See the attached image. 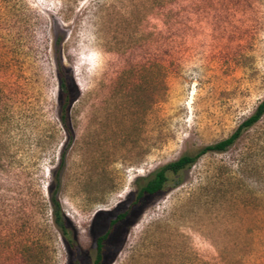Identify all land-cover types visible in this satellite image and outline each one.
Segmentation results:
<instances>
[{"label": "rangeland", "instance_id": "rangeland-1", "mask_svg": "<svg viewBox=\"0 0 264 264\" xmlns=\"http://www.w3.org/2000/svg\"><path fill=\"white\" fill-rule=\"evenodd\" d=\"M263 99L264 0H0V264H93L147 178ZM169 177L116 226L104 264H264V116Z\"/></svg>", "mask_w": 264, "mask_h": 264}, {"label": "trees", "instance_id": "trees-1", "mask_svg": "<svg viewBox=\"0 0 264 264\" xmlns=\"http://www.w3.org/2000/svg\"><path fill=\"white\" fill-rule=\"evenodd\" d=\"M60 71V120L62 124L70 130L69 110L73 104L72 92L75 88V83L71 77H67L64 67L61 64ZM264 116V99L258 104L256 110L247 119H245L239 127L227 138L216 143L206 145L194 154H184L178 159L169 162L158 168L146 182L139 188L137 198L132 201L129 208L113 218L105 232L97 237V254L93 264H104L107 241L113 233L116 226L125 219L131 212L132 208L139 203L142 197L146 194H155L162 191L168 183L170 174H178L186 168L191 167L202 155L208 152H224L234 145L241 136L253 127ZM60 180L57 178L55 187L50 190V200L53 206L54 221L59 229L64 233L68 232L69 226L67 219L62 209L61 202L58 198V190Z\"/></svg>", "mask_w": 264, "mask_h": 264}]
</instances>
